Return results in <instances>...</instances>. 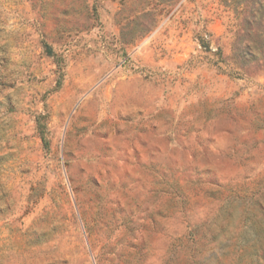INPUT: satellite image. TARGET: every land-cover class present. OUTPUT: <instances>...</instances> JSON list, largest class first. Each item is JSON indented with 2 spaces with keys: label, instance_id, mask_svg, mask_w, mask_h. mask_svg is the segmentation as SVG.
I'll return each instance as SVG.
<instances>
[{
  "label": "rangeland",
  "instance_id": "1",
  "mask_svg": "<svg viewBox=\"0 0 264 264\" xmlns=\"http://www.w3.org/2000/svg\"><path fill=\"white\" fill-rule=\"evenodd\" d=\"M0 264H264V0H0Z\"/></svg>",
  "mask_w": 264,
  "mask_h": 264
},
{
  "label": "trees",
  "instance_id": "2",
  "mask_svg": "<svg viewBox=\"0 0 264 264\" xmlns=\"http://www.w3.org/2000/svg\"><path fill=\"white\" fill-rule=\"evenodd\" d=\"M42 138H44V137L42 136Z\"/></svg>",
  "mask_w": 264,
  "mask_h": 264
}]
</instances>
